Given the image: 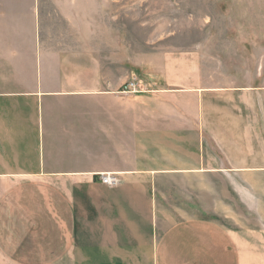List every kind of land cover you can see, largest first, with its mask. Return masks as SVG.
Returning <instances> with one entry per match:
<instances>
[{
  "label": "crops",
  "instance_id": "crops-1",
  "mask_svg": "<svg viewBox=\"0 0 264 264\" xmlns=\"http://www.w3.org/2000/svg\"><path fill=\"white\" fill-rule=\"evenodd\" d=\"M14 1L0 0V264H264V88L210 89L194 53L49 48L31 14L18 30ZM131 79L142 93H121Z\"/></svg>",
  "mask_w": 264,
  "mask_h": 264
},
{
  "label": "rangeland",
  "instance_id": "rangeland-1",
  "mask_svg": "<svg viewBox=\"0 0 264 264\" xmlns=\"http://www.w3.org/2000/svg\"><path fill=\"white\" fill-rule=\"evenodd\" d=\"M11 3L16 5L18 30L29 25L31 14L38 41L43 45L45 41L49 48L71 50L91 44L100 55L110 57L112 46L121 40L130 54L194 53L202 58L210 89L223 87L229 92L264 88V0ZM243 113L248 116L247 109Z\"/></svg>",
  "mask_w": 264,
  "mask_h": 264
},
{
  "label": "built area",
  "instance_id": "built-area-1",
  "mask_svg": "<svg viewBox=\"0 0 264 264\" xmlns=\"http://www.w3.org/2000/svg\"><path fill=\"white\" fill-rule=\"evenodd\" d=\"M142 92H143L142 88L135 80H131L129 84H125L121 89L122 94H128V95L138 94ZM100 178L103 184L108 185L110 187H117L121 184V180L115 174H104L101 175Z\"/></svg>",
  "mask_w": 264,
  "mask_h": 264
},
{
  "label": "bare ground",
  "instance_id": "bare-ground-1",
  "mask_svg": "<svg viewBox=\"0 0 264 264\" xmlns=\"http://www.w3.org/2000/svg\"><path fill=\"white\" fill-rule=\"evenodd\" d=\"M127 84H129V83H127Z\"/></svg>",
  "mask_w": 264,
  "mask_h": 264
}]
</instances>
